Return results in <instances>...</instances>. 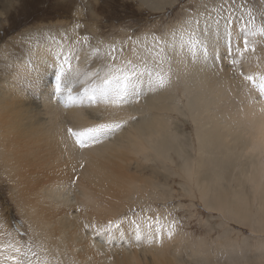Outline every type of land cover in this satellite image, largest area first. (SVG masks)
<instances>
[{
    "label": "bare ground",
    "instance_id": "bare-ground-1",
    "mask_svg": "<svg viewBox=\"0 0 264 264\" xmlns=\"http://www.w3.org/2000/svg\"><path fill=\"white\" fill-rule=\"evenodd\" d=\"M73 1L78 2L73 8L76 15L94 14L89 0ZM220 2L201 0L196 11L186 10L166 34L142 32L132 40L126 34L108 39L97 37L93 29L91 42L77 25L65 29L58 26L54 33L35 29L30 38L27 33L26 40L10 46L17 58L8 65L7 74H0V164L8 168L7 175L16 170L31 177L24 186L16 179V187L33 197L20 210L24 215L22 228L26 224L41 245H36L37 252L31 248L36 255L29 254L27 259L37 264H183L176 255L175 259L164 255L175 236V228L171 238L167 236L173 222L169 214L158 212L159 218L148 213L132 219L140 226L138 241L136 226L131 220H122L124 213L118 211L123 207L121 201L128 198L136 201L134 207L146 204L149 198L157 200L162 195L156 191L160 169L172 175L178 170L180 176L193 181L200 202L210 210L264 233V96L240 72L264 75V36L257 40L258 34L248 35L250 48L255 47V51H243L245 24L250 18L244 20L239 14L219 17ZM8 9L0 12V21ZM194 20L198 25L192 23ZM196 36L206 40L209 51L205 56L197 50L193 59L189 40ZM153 37L169 42L160 64L153 62L154 54L150 55ZM173 38L175 51L170 46ZM31 43L36 47H29ZM237 46L242 55L236 52ZM7 51L1 48L2 70V56L7 59ZM112 55L115 61L110 59ZM102 56L108 58L107 63L100 61ZM234 59L241 62L227 67ZM127 61L141 70L147 68V72L162 71L170 80L164 88H156L151 83L154 75L145 72L140 77L143 95L139 102L132 99L121 106L80 102L84 89L95 82L88 74L102 73L109 65L123 67ZM62 65L66 72L58 92L56 76ZM20 87L38 91L36 98L24 91L32 100L30 106L21 102ZM114 120L127 123L116 135L85 148H80L68 131ZM187 124L192 125L193 142L184 130ZM44 146L48 150L38 152ZM146 168L156 180L149 193H141L139 180L128 172L143 174ZM67 169L74 175L65 176ZM48 170L55 174L54 181L49 180ZM45 178L47 181L41 182ZM109 201L119 208L115 210ZM148 217L153 218V231L159 221L162 243L150 238ZM6 233L13 240L20 238L10 225ZM14 244L22 248L19 241L14 240ZM199 246L198 254L204 251Z\"/></svg>",
    "mask_w": 264,
    "mask_h": 264
},
{
    "label": "rangeland",
    "instance_id": "rangeland-1",
    "mask_svg": "<svg viewBox=\"0 0 264 264\" xmlns=\"http://www.w3.org/2000/svg\"><path fill=\"white\" fill-rule=\"evenodd\" d=\"M89 1L90 8L93 7L91 11L94 14H87L86 16V14H75L73 8L76 9V3L78 4V2L73 0H0V12L4 11L7 6L9 7L0 21V52L3 47L8 49V58L2 56V60L5 61L2 67H5V69L0 68V74L3 72L7 74L8 65H11L13 60L15 61L17 58L16 50L10 46L14 47L17 43L15 41L21 40L20 42H22L26 40L25 35L27 33L30 38L35 29H42V33H54L58 26L65 29L77 25L83 33L89 36L91 42H94L95 37L92 32L93 29L96 30L97 37L113 39L116 36L120 37L126 34L132 40L142 32L168 33L171 27L181 21L187 11H196L195 9L201 0H165L164 2H162L163 0ZM230 3L235 4L236 11H243L241 13L235 11L234 14L243 16L244 20L249 19L248 10H252L255 20L250 23V28L255 24L258 29L261 24H264V0H222L219 3V14H217L219 17L225 18L226 11H222L221 8L227 9ZM241 5H244L247 10L245 8L241 9ZM84 12L86 13L85 8ZM261 37L263 36L257 35L255 39L258 40ZM25 43L27 46L28 41ZM29 47H36V43H31ZM25 52L27 53L26 50H24ZM99 59L102 63L108 62L107 57L102 56ZM61 63H63L62 59ZM237 64L239 63H235V65L227 64L226 66L232 68ZM240 72L242 71L240 70ZM27 79L24 78V80ZM21 89L24 97V99L21 98V102L30 106L32 100L26 96L25 92L32 98H36L38 97V91L34 87L31 90H25L24 87ZM17 91L20 92L21 90L17 89ZM184 130L190 135L189 141L193 142L192 125L187 124ZM41 150L46 152L48 148L44 146L38 152ZM173 169H176L174 165ZM148 170L151 169L146 168L143 174H135L134 171L128 172L129 176L132 174L133 178L139 180L141 193H149L148 191L152 189V184L156 180L151 176L152 171L149 172ZM7 172L8 168L0 164V248L3 249L0 251V261L11 254L7 244H14V240L22 244V251H27V247H30L37 252L38 249L35 247L40 245L36 239L32 238L30 231L26 229V224L25 228H22L24 227V215L20 210L23 206H28L33 201V197L24 194L20 188L16 187L17 178L24 186L31 177H29L28 172L25 175H23V171L15 170L10 175H7ZM178 172L177 170V173L172 175L160 169L156 177L160 187L156 191L159 194L162 193V195L157 196V200L151 201L149 198L146 204L136 207H134L136 201L133 202L129 198V200L125 199L124 202L121 201L122 208L113 205L114 203L110 201L108 204L116 206L115 210L119 208V211L121 209L120 213H124L121 215L122 220L126 222L132 221V219L138 220L148 213H152L157 217H159L158 212L163 216L169 214L172 221L175 222V236L170 239L164 255L172 259H175L173 256L176 255L178 261L183 264H197L198 262L206 264H263L264 233L255 232L249 223L246 225L242 221L228 220L225 217L226 214L210 210L200 202L194 182L180 176ZM63 174L70 177L74 175L73 171L71 172L68 169L64 170ZM48 175L49 180L54 181L55 174L49 171ZM77 176L75 175V178ZM46 181L47 178L41 182ZM170 182L171 184H169ZM165 183L167 186L164 185ZM38 204L42 205L40 202ZM150 204L151 209L149 212L147 209ZM134 216L137 217L134 218ZM8 223L15 235L18 233L20 238L13 240L6 233L9 231ZM3 228L6 232L1 230ZM199 245L204 247L203 253L200 254H198V249L201 248ZM20 258L24 259V257Z\"/></svg>",
    "mask_w": 264,
    "mask_h": 264
},
{
    "label": "snow or ice",
    "instance_id": "snow-or-ice-1",
    "mask_svg": "<svg viewBox=\"0 0 264 264\" xmlns=\"http://www.w3.org/2000/svg\"><path fill=\"white\" fill-rule=\"evenodd\" d=\"M241 9L244 8V5L240 6ZM222 11H226V18H230L232 15H234L236 11V7L234 3H230L227 7L221 8ZM248 16L249 21L245 24V28L247 29V34L243 38V51H255V47H251L249 45L248 35H261L264 36V24H261L259 28L257 29L255 24H253L252 28H248L247 24L252 23V21L255 20V17L252 15V10H248ZM192 23H195L198 25L199 21H192ZM175 34H173L174 37ZM202 35V34H201ZM192 34H190V37ZM154 39V46L150 51V55H153L156 57V59L153 61L154 63L160 64L164 61V58L166 56V49L169 47V42L167 40H164L159 37H153ZM172 50H176L175 45V39L173 38V42L170 45ZM181 49H183L184 44L181 43L180 45ZM229 48H231V44H229ZM189 50L192 53V58L195 59L197 56V50H199L203 55L207 56L209 51V46L206 40H202L199 38V36H196L194 39L189 40ZM117 51L116 49H113V52ZM119 51H123V49H120ZM236 52L238 54H241L240 47H236ZM217 57H214V59ZM110 59L115 61L116 56L112 55L110 56ZM145 64L147 63V58L143 61ZM233 65H235L236 60L234 59L232 61ZM65 64H68L67 59H65ZM68 67L70 68L71 65L68 64ZM66 69L62 65L60 67V71L56 76V90L59 92L61 90V81L62 77L65 76ZM147 72V68L144 70H141L137 68L135 65L132 64L131 61H127V63L123 67H117L109 65L106 70L101 72H95L88 74L90 79H93L95 82L92 84L90 88L84 89V95L80 97V102L83 103L85 100L89 104L93 103H99L103 102L106 104H113L116 106H121L123 104L129 103L132 99H135L136 102H139V99L143 95V93L139 90L140 87V77L144 75V73ZM147 74L152 77L154 75V79L151 81V83L156 88H164L166 84L170 80V75H166L162 71H155L153 72H147ZM241 75L244 77L246 81H250L254 87L258 89V92L261 96H264V75L260 76H253V75H244L243 72H241ZM73 97L71 96V91L69 90V100H72ZM127 121H109V122H102L93 125L92 127L85 128L83 130H76L73 131L72 129H69L68 131L74 137L75 143L80 148H85L90 146V144L93 143H99L103 139L112 137L116 135L119 131H121L124 127ZM148 223V231L150 234L151 239H158L160 243L163 242V229L159 227V221H156L155 225V231H153L154 225L152 223L153 218L148 217L147 218ZM132 223L136 226V239L139 241L141 239L140 235V226L139 224H136V221H132ZM112 227V224H109V228ZM116 227H119V225H116ZM175 228V222L173 221L168 232L167 236L171 238L173 235V230ZM8 249H11L12 252L16 253V255L9 254L7 256V260H11L14 262V264H37V262L32 261L31 259H27L29 257V254L32 256H35L36 254L31 251V248L29 247L28 251H22L21 247L16 246L15 244L9 243L7 245ZM3 249L0 248V251ZM19 257H24V259H21ZM0 264H6L5 261H0Z\"/></svg>",
    "mask_w": 264,
    "mask_h": 264
}]
</instances>
